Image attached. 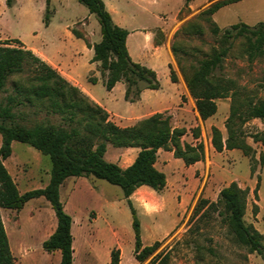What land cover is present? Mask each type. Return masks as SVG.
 I'll list each match as a JSON object with an SVG mask.
<instances>
[{
    "label": "rangeland",
    "instance_id": "obj_1",
    "mask_svg": "<svg viewBox=\"0 0 264 264\" xmlns=\"http://www.w3.org/2000/svg\"><path fill=\"white\" fill-rule=\"evenodd\" d=\"M54 1L58 6L61 4L65 7L72 16L81 17L88 13L87 8L77 0ZM213 1L215 0H190L186 3L185 0H159L157 5H152L149 0H120V5L126 8L127 13L132 12L135 16L129 25L157 26L153 28L156 40L161 37L158 25L165 23L162 28L167 32L170 49L173 46L176 50L179 65L173 57L176 70L181 74L180 68L189 73L200 59L208 57L214 49L221 47L222 31L230 25L243 22L253 26L264 21V0H239L219 8L211 16L219 27L218 33L214 34L212 24L199 17V12ZM8 6L10 5L6 4V0H0V44L19 46L15 41L18 38L21 43L43 48L53 28L48 31L44 28V1L17 0L14 6ZM148 11L158 13L152 15ZM92 16L99 28L96 17ZM60 27L63 26L57 28ZM92 31L95 38L96 28ZM246 48L247 43L243 37L231 39L222 68L214 73L215 78L231 80L236 92L233 99L228 96L215 101L218 107L215 112L216 120H223V138L227 136L224 118L229 116L232 103L237 113H243L247 101L256 102L264 98V56L249 61ZM167 54L164 49L160 52L162 63ZM139 55L136 62L151 67L148 58H152V52L148 47ZM164 70L166 66L161 68L159 58L156 62L159 82L165 81ZM12 79L14 78L9 79L6 84L7 92L11 89ZM7 92L0 94V100L5 98ZM117 108L121 109L120 102ZM22 112L17 123L25 127L37 124L67 127L59 114L34 107L24 108ZM118 112L121 113V110ZM163 115L169 117L172 126L185 129L181 138L184 142L202 141L204 152L208 148L213 150L211 129H206L202 123L196 125L190 108L186 110L184 117L177 118L169 112ZM196 127H199L200 132L198 138L193 135ZM233 128L241 132V138L250 146V150L246 157L234 153L231 165L227 161L223 163L226 176L228 179L238 177V186L246 192L244 221L262 233L264 245V145L262 140H254V136H264V119L239 122L235 117ZM107 147L106 158L116 159L113 151L115 147L106 142ZM3 164L20 193L44 187L50 177L49 157L23 142L12 141L11 154L3 160ZM121 164L124 165V162ZM155 166L160 169V154L157 155ZM249 166L250 175L246 176ZM171 172L172 170H166L167 186L162 190L155 191L143 185L133 192L131 203L139 219L142 244L160 241L155 252L142 262L134 258L132 218L120 187L94 177L65 178L59 187V200L64 211L72 218L73 264H109L113 248L121 251L123 264H149L151 258L159 252L168 254L167 264H264L259 254L250 252L233 241L227 226L216 212L207 211L202 217L191 219L195 204L200 198L214 202L218 196L213 189H208L207 194L200 191L201 178L200 182L195 181V177L200 175L198 170L194 174L182 170ZM227 182L226 180L225 183ZM174 188H181L183 191L175 192ZM170 194V203L162 207L160 196L169 198ZM138 197L139 201H134ZM0 216L14 264H59L58 250L47 252L42 248V241L56 226L54 210L43 196L29 199L19 210L0 208ZM109 224L117 232L115 237L109 231ZM108 248H111L109 252Z\"/></svg>",
    "mask_w": 264,
    "mask_h": 264
},
{
    "label": "trees",
    "instance_id": "obj_2",
    "mask_svg": "<svg viewBox=\"0 0 264 264\" xmlns=\"http://www.w3.org/2000/svg\"><path fill=\"white\" fill-rule=\"evenodd\" d=\"M12 0H6L10 5ZM95 15L101 39L93 47L92 61L99 62V70L105 76L104 85L110 90L117 81H122L126 88L125 100L133 101L139 97L140 82L147 88H159L156 72L140 63L132 61L127 47L128 30L116 25L102 0H77ZM188 3L190 0H185ZM239 0H215L199 12V17L212 24V32L217 34L219 27L211 16L221 7ZM49 0H45L43 22L48 24L51 10ZM243 37L247 43L246 56L249 61L264 56V21L253 26L243 22L230 25L222 31V46L214 49L208 57L200 59L191 71L180 68L189 94L194 99L195 109L202 120L215 114L216 99L230 96L236 92L231 80L215 78L214 73L222 68L223 58L230 48V41ZM19 46L0 44V94L7 92L6 84L11 80V89L0 100V208L19 210L31 198L43 196L51 205L56 217V226L52 233L42 241V248L47 252H60L59 264H73L71 224L72 218L63 209L59 200V187L65 178L94 177L103 179L120 187L131 213V225L134 234V258L142 262L151 256L160 245L156 240L143 245L140 235V223L136 211L129 199L140 186L145 185L158 191L166 185V176L155 166L158 149L173 152L174 157L182 159L185 165L204 159L202 141L184 142L181 138L185 129L172 126L164 113H155L130 126L115 124L109 114L100 105L92 101L78 87L72 85L58 71L48 65L30 49ZM176 59V50L171 47ZM169 78L176 82L174 69L169 65ZM94 81V78H90ZM231 91V92H230ZM27 107L43 109L49 113L61 115L67 127L37 124L25 127L17 123L22 110ZM239 122L249 119H264V98L256 102L247 101L246 110L237 113L233 103L226 118L227 136L212 126L211 144L216 151L241 149L249 155L250 146L241 138V132L233 128L234 118ZM199 127L193 129L195 138L199 137ZM262 140L254 136V140ZM12 141L26 143L49 157L50 177L47 184L20 193L3 160L11 154ZM106 142L114 147H136L138 152L133 162L126 167L104 158ZM256 208V206H254ZM246 192L235 182L224 186L218 192L217 200L208 202L200 198L192 212L191 219L202 217L207 211L216 212L225 223L235 243L256 252L264 262L262 233L251 224H246ZM255 214V210L253 211ZM168 254L159 252L151 258L149 264H167ZM119 248L110 251L109 264H118ZM0 264H14L8 237L0 216Z\"/></svg>",
    "mask_w": 264,
    "mask_h": 264
},
{
    "label": "crops",
    "instance_id": "obj_3",
    "mask_svg": "<svg viewBox=\"0 0 264 264\" xmlns=\"http://www.w3.org/2000/svg\"><path fill=\"white\" fill-rule=\"evenodd\" d=\"M43 1L44 13L45 0ZM49 1L51 15L48 24L45 25L44 28L47 29V31L50 30V28H53L50 30L51 34L48 38V42L43 48L34 44H26L22 42L23 47L30 49L48 65L58 71L72 85L78 87L92 101L105 109L109 114V118L115 124L121 127L130 126L155 113L169 112L177 118L184 117L186 110L190 108L196 125L202 123L206 129L208 127L211 129L212 126H215L223 133V120L217 121L216 113L205 120H202L198 115L194 101L189 94L183 77L176 70L174 57L170 49V41L167 39V32H164L162 28V25L165 23L158 25L160 26L161 37L160 40H156L154 38L155 32L153 31V28L157 26L147 27L145 25H129L130 20H133L135 16L132 12H126V8L124 9L123 5H120V0H102L105 8L111 15L112 21L116 25L127 29L129 32L126 37V47L132 61L136 62L140 56L139 54L148 47L152 52V58H148L151 67L148 68H151L156 72L157 80L158 72L156 71V62L159 61V58L161 68L166 66V70H164L166 78L163 82L158 81L159 88L150 89L146 87L145 83L140 82L139 97L133 101H128L124 98L125 84L122 81H117L110 90H107L104 85L105 76H103L102 72L99 70V62L92 61L94 55L93 47L101 39V34L99 39L100 26L98 28V25L92 16L94 14L88 11V13H85L81 17L72 16L68 13L65 7L61 6V4L58 6L54 0ZM126 1L128 2L132 0ZM149 1L152 5H157L159 2V0ZM16 2L17 0H12L8 7L14 6ZM148 13L153 15L155 13L157 14L158 11H148ZM60 25L63 27L57 28ZM95 28L97 30V36L94 38V31H92V29ZM163 49L168 53L164 62L165 64L161 62L162 56H159ZM169 65H171L176 73V82H172L170 78L168 80ZM90 78H94V81H90ZM119 102L121 109L117 108ZM118 110H121V113L118 112ZM226 117L224 119H226ZM138 150L139 149L136 147H115L113 148V151L116 154V159L112 160L106 158L108 151L107 147L104 158L124 168L133 162ZM234 153L238 156L241 155L246 157L243 152L237 148H223L221 151H216L214 148L213 150L212 148H208L207 151L204 152L203 160L185 165L182 159L174 157L172 151L161 148L157 151V155L160 154L159 170L164 172V174L168 169L172 170L171 173L182 170L189 172L190 174H194V172L198 170L200 175L195 177V181L200 182L201 178L200 191L204 194L209 192L208 189H213V192L216 191L218 193L222 187L227 186L231 182L237 184L238 177L228 179L226 176V168L223 164L227 161L228 165H231ZM128 155H130V158ZM121 162H124V165L121 164ZM249 175L250 166L249 172L246 176ZM226 180L228 181L227 183H225ZM165 186H167V179ZM174 190L175 192H178L182 189L174 188ZM174 190H172V193ZM171 195L172 194L169 195V198L162 195L160 196V204L162 207H166L167 203H170ZM129 199L130 201H133V193L130 195ZM134 201L138 202L139 197L135 198ZM173 210H175V208H173ZM112 226V224H109V231L112 236L115 237L117 232ZM110 250L111 248H108L107 252ZM119 264H123L121 251Z\"/></svg>",
    "mask_w": 264,
    "mask_h": 264
}]
</instances>
